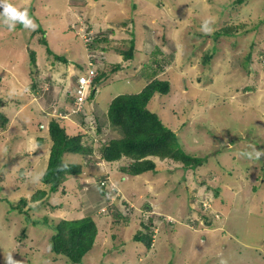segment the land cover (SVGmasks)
Returning <instances> with one entry per match:
<instances>
[{"label":"rangeland","instance_id":"1","mask_svg":"<svg viewBox=\"0 0 264 264\" xmlns=\"http://www.w3.org/2000/svg\"><path fill=\"white\" fill-rule=\"evenodd\" d=\"M11 2L27 9L38 27L29 31L18 24L10 31L0 23V264L9 253L18 264H73L52 252L51 237L62 219L86 216L93 217L98 234L79 264H264V0ZM114 11L119 15H110ZM107 19L112 20L102 32L99 25ZM205 21L207 33L201 30ZM71 24L75 29L66 28ZM227 29L231 35L223 32ZM96 32L102 48L93 63L92 38L86 39ZM133 45L130 66L123 64L114 77L115 63L126 60L122 52ZM157 66L156 77L170 81L171 88L168 94L156 93L148 108L176 131L186 153L205 161L185 169L182 162L150 156L156 171L121 178L117 169L129 161L109 163L101 156L105 142L122 136L109 122L111 100L105 92L113 87L116 96L135 93ZM92 71L103 80L78 111L66 89L74 90ZM103 72L110 76L102 77ZM54 118L68 134H82L91 150L77 159L81 174L67 175L46 202H36L33 194L46 186L41 160L36 164L35 159L49 162L53 140L45 129ZM76 155L66 154V162ZM111 174L114 191L128 201L120 211L129 217H119L118 202L101 213L104 200L96 205L89 197L90 190L98 195L99 179ZM148 178L152 183H145ZM82 188L86 199L79 198ZM22 198L27 203L19 206ZM90 202L94 212L86 205ZM171 215V222L160 219ZM149 217L158 223L150 230L151 248L134 240L139 231L146 232L142 219L147 223Z\"/></svg>","mask_w":264,"mask_h":264},{"label":"trees","instance_id":"2","mask_svg":"<svg viewBox=\"0 0 264 264\" xmlns=\"http://www.w3.org/2000/svg\"><path fill=\"white\" fill-rule=\"evenodd\" d=\"M243 1L244 0H239V2ZM223 32L227 35H231V32L228 29ZM96 34L97 36L93 38L90 43L93 52L92 56H90V60L93 63L98 62L99 53L97 52L100 50L99 48H102L99 44V41H101L100 33L96 32ZM220 35L218 34V36ZM41 42L48 47L49 44L45 38H42ZM133 50L134 45L127 51L122 52L126 60L134 58ZM47 51L49 54H52L53 52L50 47L47 48ZM158 51L161 54L163 53L160 48H157L156 52ZM214 52H216L215 47L213 48V53L211 55H206L204 60L208 62L209 59L210 61L213 54H215ZM34 55L35 52L33 51V59L35 58ZM58 58L66 61L62 57ZM157 60H160L159 65L164 64L162 59ZM166 61L167 63L169 62L168 60ZM128 62V66H130V61ZM156 64V62L153 63L154 66H156ZM158 66L156 71L153 72V78L147 81L148 83L143 89L135 93H122L114 97L109 103L107 111L109 122L116 131H119V133L122 134V136L105 142L100 147L101 156L103 159L111 163L125 159L129 161L127 166L117 169L120 176H122L123 173L139 175L148 171H156L157 165L154 160L149 159L150 156H157L162 159L170 158L182 162L184 163L185 169L196 168L198 165H202L205 161V158L203 157H195L186 153L176 131L164 124L159 115L148 108L150 100L156 93L168 94L171 88L170 81L156 77L160 73V68ZM120 69L121 63H115L114 68L112 69L113 72L111 73H116ZM101 75L102 77L110 76L107 72H103ZM100 79L101 76L99 75L95 78V82L98 84ZM1 80L2 76L0 75V83ZM92 94V96L95 95L94 91ZM78 113L81 114L80 112ZM3 121L2 124H6L8 121L7 117H4ZM48 129L50 137L53 140V145L51 147L47 169L41 178L46 188L39 189L33 194L32 198L36 202L44 200L46 202L50 193L58 191L67 175L81 174L82 164H80L79 161L72 159H70V162H66V154H85L91 150V148L85 146L82 142V134H68L65 127H63L61 122L56 118L50 121ZM99 130H101L100 127H98V131ZM43 141L44 139L42 138L38 139L39 144H42ZM100 192H102V188L100 189ZM26 203L27 200L22 198L19 206ZM123 203L128 205V201H123ZM117 214L121 218L129 217L119 211ZM160 219L164 220V222L167 221V223L171 222L168 220H175L172 215L171 218L161 216ZM149 220H151V217H149ZM142 222H144L143 224L145 225L146 232L139 231L138 234L134 236V240L142 243V245H145L147 248H151L154 244V234L152 233L153 231L150 230L157 227L158 223L155 222L154 219L146 223L144 218L142 219ZM54 227L56 232L51 237L50 243L52 252L56 255L66 256L73 264L81 263L85 255L93 248L98 234V226L93 217L86 216L71 220L65 218L58 222Z\"/></svg>","mask_w":264,"mask_h":264},{"label":"clouds","instance_id":"3","mask_svg":"<svg viewBox=\"0 0 264 264\" xmlns=\"http://www.w3.org/2000/svg\"><path fill=\"white\" fill-rule=\"evenodd\" d=\"M0 23L4 24L10 31L15 30V28L18 24L22 25V27L25 30H29V31H35L36 28L38 27V25L34 22L33 18L29 15L28 10L27 9L22 10V9L16 7L11 2V0H0ZM71 26H72L71 28L75 29V25L71 24ZM201 30L204 31L205 33L210 31L208 21L204 22ZM97 75H98V73L92 75V76H94V78L89 75V77L92 78L91 92L89 93L90 95H92L93 91L95 92V90H93V86H94V88H96L100 84V83L96 84V82H95V78L97 77ZM101 80H103V79H101ZM78 85H79V79L77 82V86H75L74 90H73V86H71L69 91H68L71 93V96H72V98H74V100H75L74 94L76 93V88L78 87ZM87 102H88V98H87ZM85 105H86V102L84 103V106ZM83 108L80 111H83ZM82 113H84V112H82ZM109 163H111V162H109ZM105 176H106L105 179H99L100 183H96L97 184L96 190H97L98 195L100 197L99 200H104V202H105V208L100 210V212L102 213L103 211H107V207L113 209L114 207H113L112 203H116V202H118L116 205L117 209H118L117 212H118L121 210V208L123 206H125L123 203V205L120 207L121 202H123L122 201L123 198H120L119 193H116V191H114L115 189H113L114 180H112V177H114V176L112 174L110 176H107V175H105ZM122 176H120V177L124 178V176L123 177ZM104 180L107 181V184H102V181H104ZM88 183H86V185ZM99 185H100V188H99ZM101 188H102V192H100ZM120 189H122V187H120ZM113 191H114V193H113ZM105 192H106V194H105ZM104 195H106V196H104ZM118 197H119V199H118ZM120 213H122V212L120 211ZM122 214H125V213H122ZM5 264H18V262L16 261V259H14L13 255L11 253H9L5 257Z\"/></svg>","mask_w":264,"mask_h":264},{"label":"crops","instance_id":"4","mask_svg":"<svg viewBox=\"0 0 264 264\" xmlns=\"http://www.w3.org/2000/svg\"><path fill=\"white\" fill-rule=\"evenodd\" d=\"M71 3H74L73 1H71ZM83 5V4H82ZM81 7H83V6H81ZM122 7H126L125 6V4L122 6ZM86 8H88V11H91V8H89V6H87ZM79 10H81V11H79ZM79 12H82V9L81 8H79ZM78 11H74L77 15H78ZM108 14H109V11H108ZM107 14V15H108ZM119 15V13L117 12V11H114V12H111L110 13V15ZM87 17H90V19H93V20H96V18L97 17H93V16H87ZM86 17V18H87ZM87 19H89V18H87ZM111 20L112 19H107V21L105 22H101L103 25H99V26H102L99 30H101L102 32H105L104 31V26L108 23V22H111ZM97 21V20H96ZM88 22V21H87ZM95 24L94 23V21H91V24ZM91 24H89L90 25V29L93 27ZM67 26H68V28H71L72 26H69V25H66V28H67ZM95 26H96V24H95ZM98 26V25H97ZM73 29V28H72ZM100 31V32H101ZM118 63H121V68L124 66L123 64H125L126 65V67L125 68H127V67H129L128 66V64H129V62L127 61V60H120ZM132 63V62H131ZM141 67H139V69H140ZM70 71L72 70L73 71V68H71V69H69ZM137 71V68L135 69V72ZM134 72V73H135ZM134 75V74H133ZM116 76V74L114 73V77ZM118 77V76H117ZM116 77V78H117ZM65 80H64V85H65ZM69 89L70 88H67L66 90V92H68L69 91ZM201 89H204V88H201ZM201 89H199L198 91H204V90H201ZM116 91L113 89V87H112V91L110 90V87L106 90V92H105V94L107 95L108 93H110V100H112L116 95H117V93H115ZM104 94V95H105ZM104 97H106V96H104ZM110 103V102H109ZM67 122V121H66ZM46 127H47V125H46ZM45 130H47V132L49 133V129H48V127L45 129ZM48 138H50V134L48 135ZM49 151H51V150H49ZM39 152L37 151V153L36 154H33V156L34 155H37ZM48 157V156H47ZM81 157H82V154H77L76 156H74L73 158H72V160H77V159H81ZM43 158H41V156H39V158H38V160H37V158L35 159L36 160V164H37V161H40V166H41V168L43 169L42 170V174H44V172H45V170L47 169V166H48V164L47 163H45L43 160H42ZM81 160H79V162H80ZM43 162V163H42ZM116 162V161H115ZM114 162V163H115ZM43 165H44V167H43ZM158 168V167H157ZM145 173H147V172H145ZM145 173H143V174H145ZM125 173H123V175H124ZM128 178L129 177H138V176H141L142 174H140V175H130V174H125ZM42 176V175H41ZM73 176V175H72ZM88 178H89V176H88ZM91 179H93V178H91ZM128 180V179H127ZM88 181V179H86V181L85 182H83V184H85L86 185V183H88L87 182ZM152 183V181H150L149 180V178L148 179H146L145 180V183L146 184H149V183ZM149 186H151V185H149ZM71 189V188H70ZM73 189H71V191H72ZM129 191L128 193H130L131 192V186H130V184H129V186L126 188V189H124V193H127L126 191ZM82 192H81V195H79L80 197L79 198H84V199H86L87 198V196H89V194L87 193V191L86 190H83V188H82V190H81ZM75 193L76 194H78L76 191H75ZM128 193H127V195H128ZM90 194H92V195H90L89 197H90V199L92 198L93 200H95V199H97V193L95 192V191H93V192H91L90 191ZM97 203H95L96 205L98 204V202H99V198L97 199V201H96ZM94 202H90L89 204H86V205H89V206H91V209H92V212H94L95 210H94V208H93V206H95L94 204H93ZM84 204H85V202H84ZM80 206V205H79ZM83 218V217H82Z\"/></svg>","mask_w":264,"mask_h":264},{"label":"built area","instance_id":"5","mask_svg":"<svg viewBox=\"0 0 264 264\" xmlns=\"http://www.w3.org/2000/svg\"><path fill=\"white\" fill-rule=\"evenodd\" d=\"M90 35V34H89ZM87 36V35H85ZM91 37L90 38H87L86 39V42H90V39L91 41L93 40V36L90 35ZM84 37V36H83ZM92 56V55H91ZM90 75H94V72L92 71L90 73ZM86 78V79H85ZM91 83H92V78L90 77H84V78H80L79 79V85L78 87L76 88V93H75V100H74V104L78 105V111L82 110L83 106H84V103H85V99L87 98V95H88V92L89 90L91 89ZM102 184H107V181L104 180L102 181ZM114 187V186H113ZM207 202H204L203 206L204 207H208L207 205ZM208 209V208H207Z\"/></svg>","mask_w":264,"mask_h":264}]
</instances>
